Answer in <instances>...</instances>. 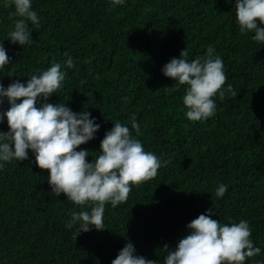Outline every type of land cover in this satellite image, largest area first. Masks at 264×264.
I'll return each mask as SVG.
<instances>
[{"label":"trees","instance_id":"1","mask_svg":"<svg viewBox=\"0 0 264 264\" xmlns=\"http://www.w3.org/2000/svg\"><path fill=\"white\" fill-rule=\"evenodd\" d=\"M40 24L29 22L31 42L7 38L18 19L14 5L0 0V41L10 63L0 69V83L26 82L33 74L62 63L67 72L47 102L89 111L101 124L95 138L77 146L86 160L99 155L100 141L116 122L131 129L136 114L146 151L165 163L157 175L133 185L126 202L105 204L104 228L75 237L66 225L76 205L58 197L29 150L23 161L0 168V264H111L131 240L137 255L164 264L169 249L187 235L186 225L212 208L220 223L245 219L261 253L245 264L264 261V44L241 33L235 0H32ZM258 24L259 19L257 18ZM264 27V24H259ZM212 46L222 58L226 89L213 97L217 112L205 121L185 116L187 85L165 76L161 68L181 50L189 60ZM67 52L74 66L66 68ZM22 99V98H21ZM8 107L7 101L0 109ZM8 124L0 123V131ZM190 165V166H189ZM228 185L222 198L215 189ZM90 210V209H89Z\"/></svg>","mask_w":264,"mask_h":264},{"label":"clouds","instance_id":"2","mask_svg":"<svg viewBox=\"0 0 264 264\" xmlns=\"http://www.w3.org/2000/svg\"><path fill=\"white\" fill-rule=\"evenodd\" d=\"M112 6L123 5L126 0H109ZM231 2V0H228ZM14 5L18 17L7 34L10 43L25 46L31 42L29 22L39 25L37 11L32 0H5V7ZM236 18L241 33L254 32L252 40L264 44V0H235ZM259 19V24L257 21ZM3 41V40H2ZM0 41V69L10 63L7 50ZM63 61L66 68L74 66L72 57ZM189 50H181L179 57H172L161 71L173 78L179 85H187L183 96L185 116L192 121H205L217 112L214 96L219 92L221 99L228 93L237 96L232 85L222 88L227 79L222 58L212 46L203 57L189 60ZM67 72L62 63L53 61L45 70L28 76L26 82L13 80L6 87L0 83V105L7 101L8 107L0 109V123L7 121L8 130L0 131V168L14 159L29 158V150L35 163L41 169L49 170L47 177L51 193H61L76 205L85 206L80 211H72L68 228L75 225V237L104 228L105 204L113 208L124 203L133 185L153 179L162 161L155 153L146 151L136 138L140 134V124L135 113L129 117L131 129L116 122L105 132L100 141L99 155L88 162L87 149L77 146L95 138L101 124L96 122L89 111L75 112L64 103H50L48 99L57 93ZM22 98V99H21ZM190 166V165H189ZM228 185L219 183L215 189L217 198H222ZM90 209V210H89ZM214 210L191 220L186 228L188 234L180 238L176 246L169 249L164 264H245L247 258L261 253L251 237L252 229L247 220L220 223L211 218ZM111 264H156L155 260L136 254L129 240L119 251ZM264 264V261H257Z\"/></svg>","mask_w":264,"mask_h":264}]
</instances>
